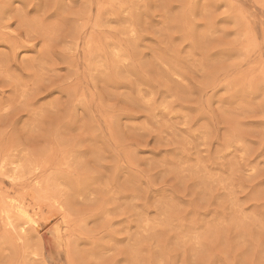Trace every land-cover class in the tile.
I'll return each instance as SVG.
<instances>
[{"label": "clouds", "instance_id": "obj_1", "mask_svg": "<svg viewBox=\"0 0 264 264\" xmlns=\"http://www.w3.org/2000/svg\"><path fill=\"white\" fill-rule=\"evenodd\" d=\"M0 264H264V0H0Z\"/></svg>", "mask_w": 264, "mask_h": 264}]
</instances>
